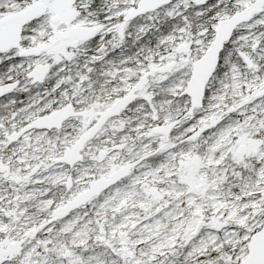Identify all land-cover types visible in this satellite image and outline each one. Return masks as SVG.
Listing matches in <instances>:
<instances>
[{"label": "snow or ice", "instance_id": "obj_1", "mask_svg": "<svg viewBox=\"0 0 264 264\" xmlns=\"http://www.w3.org/2000/svg\"><path fill=\"white\" fill-rule=\"evenodd\" d=\"M0 264H264V0H0Z\"/></svg>", "mask_w": 264, "mask_h": 264}]
</instances>
